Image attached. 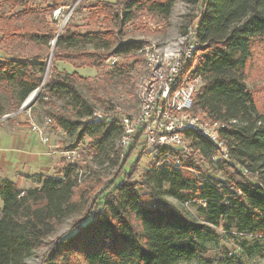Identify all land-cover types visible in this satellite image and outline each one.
Instances as JSON below:
<instances>
[{
	"label": "trees",
	"instance_id": "obj_1",
	"mask_svg": "<svg viewBox=\"0 0 264 264\" xmlns=\"http://www.w3.org/2000/svg\"><path fill=\"white\" fill-rule=\"evenodd\" d=\"M179 1L197 12L198 46L192 58L183 59L177 83L199 80L193 112L204 121L227 124L220 139L228 157L199 132L188 131L197 159L184 160L179 169L158 166L167 152L159 149L139 182L128 181L125 170L126 175L120 172L107 184L97 196V211L89 206L91 190H79L73 165L62 175L36 176L37 187L32 189L2 180L0 264H25L64 223L78 216L81 219L58 239L44 264H242L245 259L264 258V112L247 84L254 49L264 42V0H124L121 12L95 4L92 9L104 18L105 29L82 33L68 27L56 36L26 30L30 43L37 46L49 47L56 40L51 64L42 54H10L0 62V87L10 91L11 113L40 89L38 103L48 107L50 121L74 142L68 150L88 138L96 163L119 166L124 115L116 108L101 113L96 109L109 105L102 90L106 92L122 74L116 69L105 74L100 88L76 70H103V64L94 61L102 54L125 58L137 54L141 45L122 42L110 23L113 28L119 22L125 25L137 12L168 20ZM57 62L74 71H59ZM6 114L10 112H1ZM137 147L125 155L120 168ZM223 237L235 240L237 251L221 260L210 258Z\"/></svg>",
	"mask_w": 264,
	"mask_h": 264
},
{
	"label": "rangeland",
	"instance_id": "obj_2",
	"mask_svg": "<svg viewBox=\"0 0 264 264\" xmlns=\"http://www.w3.org/2000/svg\"><path fill=\"white\" fill-rule=\"evenodd\" d=\"M95 4L114 6L115 10L121 12L124 7V0H0V62L9 58L10 54L25 52V54L33 53L34 55L47 56L46 61L50 66L56 40L49 47L45 45L37 46L30 43L28 40L29 35L26 36V30L56 36L68 27L82 33L89 30L105 29L107 25H105L104 18L97 17L98 14H95L92 9ZM196 14L194 6L179 1L168 20L152 16L147 12H137L135 19L125 25L119 22L117 27L113 28L110 23L108 27L114 33L120 32L119 36L122 42L137 43L141 45L142 49L128 58L108 57L102 54L101 58L94 61L103 64V70L91 68L76 70L79 75L90 79L100 88L103 86L105 74L114 73L115 69L121 72L122 75L116 77L115 84L110 85L106 92L101 89L102 95L110 100L109 105L100 104L96 110L101 113L105 110L108 111L110 108V110L116 108L120 110L121 115H135L138 109L139 88L146 72V49L158 48L163 55L184 52L188 43L187 33L194 29L197 23ZM121 23H123L122 20ZM54 66L61 72L71 73L74 71L70 65L64 62H57ZM48 79L49 72L45 75L44 82ZM247 84L255 95L260 111L264 112V42L257 44L254 49L252 60L247 69ZM37 92L26 100L28 102L36 96L28 108L11 113L10 91L8 88L0 87V132L4 134L11 133V131L12 133L36 132L40 136L41 142L47 145L50 151L56 152L57 164L50 176L62 175L66 168L71 165L66 162L63 153L75 145L62 129L58 128L53 121H50V117L46 115L48 107L44 108L38 103L41 91L38 95H35ZM83 92L89 97L85 89H83ZM1 112H10V114L1 115ZM74 149L78 150L80 156L75 167L77 166L84 175L79 190H91L89 206L96 211L98 209L97 196L107 184L110 186L120 172L122 173L120 176L126 175L125 170L129 171L128 181L139 182L143 174L150 168V164L156 155L154 151L139 150L137 148L133 152L132 159L122 169L120 168L122 160L119 162V166H115L113 163L104 165L96 163L90 151V140L88 138H85L82 144ZM17 151L15 150V152ZM141 152L143 153L140 154ZM137 157L140 158L139 162L134 164ZM208 172L213 173L217 178L221 176L211 170ZM36 176L38 175L29 176V179H32V186H30V183L20 182L19 188L22 190L35 188L34 178ZM248 177L250 181L256 182L255 178ZM139 193L146 194V191L139 189ZM170 202L175 206L182 207L174 200H170ZM186 208L196 215L195 208L191 206ZM81 217L78 216L64 223L57 234L47 239L25 264H44L58 239L70 231L73 224ZM236 249L235 240L223 237L220 240L219 248L211 250L209 257L221 260L225 254L235 253ZM242 264H264V258L245 259Z\"/></svg>",
	"mask_w": 264,
	"mask_h": 264
},
{
	"label": "built area",
	"instance_id": "obj_3",
	"mask_svg": "<svg viewBox=\"0 0 264 264\" xmlns=\"http://www.w3.org/2000/svg\"><path fill=\"white\" fill-rule=\"evenodd\" d=\"M186 38L188 43L182 53L163 55L158 48L146 49V72L139 88L138 110L133 116L120 118L121 160L134 146H138L139 150L154 152L167 149L157 165L179 169L184 160L199 157L186 136L188 131L199 132L225 158L228 157V149L220 139V133L227 124L204 121L193 112L199 80H186L182 86H178L183 59L192 58L198 46L195 28L188 32ZM63 157L66 162L75 166L80 156L78 150L73 149L65 151ZM77 170L81 182L84 175L80 169Z\"/></svg>",
	"mask_w": 264,
	"mask_h": 264
},
{
	"label": "crops",
	"instance_id": "obj_4",
	"mask_svg": "<svg viewBox=\"0 0 264 264\" xmlns=\"http://www.w3.org/2000/svg\"><path fill=\"white\" fill-rule=\"evenodd\" d=\"M49 149L36 132H0V181L10 180L17 186L25 182L32 186L29 176H50L56 167L57 157L56 152ZM34 186L37 187L36 184Z\"/></svg>",
	"mask_w": 264,
	"mask_h": 264
},
{
	"label": "water",
	"instance_id": "obj_5",
	"mask_svg": "<svg viewBox=\"0 0 264 264\" xmlns=\"http://www.w3.org/2000/svg\"><path fill=\"white\" fill-rule=\"evenodd\" d=\"M55 46H56V42H55V44H54V48H55ZM40 91H41V90L39 89L38 92H37V94H35V95H38V93H40ZM35 97H36V96H34L33 100H31V101L28 100V102H26V104H24V105L21 107V110H20V111H23V110H25L26 108H28V107L30 106V104L34 101Z\"/></svg>",
	"mask_w": 264,
	"mask_h": 264
},
{
	"label": "bare ground",
	"instance_id": "obj_6",
	"mask_svg": "<svg viewBox=\"0 0 264 264\" xmlns=\"http://www.w3.org/2000/svg\"><path fill=\"white\" fill-rule=\"evenodd\" d=\"M31 101V100H30Z\"/></svg>",
	"mask_w": 264,
	"mask_h": 264
}]
</instances>
